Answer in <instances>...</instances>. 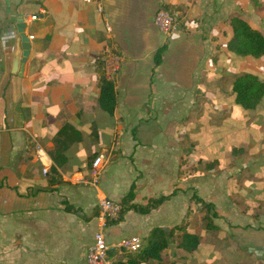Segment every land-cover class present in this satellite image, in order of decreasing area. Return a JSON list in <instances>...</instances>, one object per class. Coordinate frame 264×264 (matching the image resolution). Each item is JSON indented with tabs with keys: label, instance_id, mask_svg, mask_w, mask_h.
I'll list each match as a JSON object with an SVG mask.
<instances>
[{
	"label": "crops",
	"instance_id": "0c3cea01",
	"mask_svg": "<svg viewBox=\"0 0 264 264\" xmlns=\"http://www.w3.org/2000/svg\"><path fill=\"white\" fill-rule=\"evenodd\" d=\"M167 6L177 28L163 35L153 17ZM233 16L264 34V0H0V264H87L96 230L115 244L153 227L170 232L163 262L264 264V96L239 110L232 91L240 73L264 79V55L228 51ZM112 55L118 67L110 72ZM99 63L115 85L112 115L99 106ZM200 118L223 159H202ZM65 124L79 134H57ZM37 145L56 172L42 173ZM56 147L60 165L49 155ZM200 162L215 163L201 171ZM233 162L245 169L218 168ZM254 162L263 165L250 169ZM131 187V203L165 198L102 226L99 200L121 203ZM177 225L200 236L195 250L177 246ZM122 251L108 255L125 261Z\"/></svg>",
	"mask_w": 264,
	"mask_h": 264
},
{
	"label": "trees",
	"instance_id": "16d2710c",
	"mask_svg": "<svg viewBox=\"0 0 264 264\" xmlns=\"http://www.w3.org/2000/svg\"><path fill=\"white\" fill-rule=\"evenodd\" d=\"M170 12L169 6L166 7ZM230 25L232 28V35L226 42V48L228 51L242 56L259 57L264 55V34L258 29L253 28L245 19L239 16H233L230 19ZM164 46L158 48L155 53V63H159ZM103 62V60H102ZM101 63L97 67V85L99 87V106L108 114L112 115L115 107L116 89L114 82L106 78L104 71L101 70ZM232 91L235 94V102L241 107L253 110L257 107L259 101L264 96V79L259 78L256 74L243 72L236 75L232 82ZM73 130L76 134H79L77 130L72 128L70 124H65L57 134L67 132L68 137H72L71 133L64 130ZM242 151L241 149H233V152ZM60 149L55 148V152H49V155L53 158L57 165L62 162L60 159ZM62 155V154H61ZM215 162H211L207 167L213 166ZM50 171V172H49ZM49 173L56 172L55 166H50ZM48 172L46 174H48ZM51 183V179L49 180ZM133 188L127 193L124 200L121 202V210L117 219L109 220L110 222H118L122 219L123 212L128 209H135L141 213H146L151 208L156 207L165 196H161L156 199H151L146 205H140L131 203L133 199ZM209 205V204H205ZM210 206V205H209ZM212 212V215H215ZM207 218V216H205ZM207 228H215L211 222H206ZM176 229L182 230V236L177 246L185 251L191 252L195 250L199 244L200 236L197 233L189 232L185 225H177ZM170 232H166L161 227H153L149 234L142 239L141 246L135 250L122 249V253L125 257V261H113L114 264H138L140 261L154 260L156 264H174L172 262H163L161 253L168 246ZM121 249V248H120Z\"/></svg>",
	"mask_w": 264,
	"mask_h": 264
},
{
	"label": "built area",
	"instance_id": "2783aa9c",
	"mask_svg": "<svg viewBox=\"0 0 264 264\" xmlns=\"http://www.w3.org/2000/svg\"><path fill=\"white\" fill-rule=\"evenodd\" d=\"M35 18V16H34ZM154 25L163 34L168 35L170 32L177 28V18L175 13L169 12L167 9L160 7L154 14L153 17ZM107 30H111L110 26H107ZM114 60L107 61V69L111 72L112 69H117L118 55L111 56ZM37 154L43 167L42 173L46 174L49 170L51 162H49V157L43 148L37 145ZM102 163V156H96L92 161V183L96 184L98 182V175L100 166ZM98 207L100 208V214L103 218V225L108 220H115L118 218L121 210V203L119 201L113 200L111 198H102L98 202ZM142 243V238L138 235H130L115 244H108L104 235L103 228L98 229L94 232L92 241L87 247L85 260L87 264H114L113 260L109 257L108 251L113 248H121L125 250L135 251ZM138 264H147L146 261H140Z\"/></svg>",
	"mask_w": 264,
	"mask_h": 264
},
{
	"label": "rangeland",
	"instance_id": "374dc122",
	"mask_svg": "<svg viewBox=\"0 0 264 264\" xmlns=\"http://www.w3.org/2000/svg\"><path fill=\"white\" fill-rule=\"evenodd\" d=\"M240 108H242V107H239V110H241ZM229 120H232V122H233L236 119H233V117H232ZM209 122L210 121H208L206 118H202L200 121V124L203 125V129L200 130L199 140H201V145L199 146V150H200V153H204L203 151H205L207 153V154L201 155L203 157L202 158L203 160L204 159H206V160L213 159L215 157H217V159L221 160L224 157H221L220 154L222 155V152L225 151L224 150L225 148H224V146H218L219 144H221V142H216L212 139V135H214L215 133H214V129L210 126ZM251 132L254 134L255 133L254 129H252ZM223 141H222V143H223ZM241 153H243V152L237 151V152H235V155L241 154ZM261 163L262 162H254V163H248V165H249L250 169H255V168H259L261 165H263ZM218 168H219V170H222V171L231 170V172L237 170V168H239L240 170L245 169L244 166L240 167L238 164H235V162H233V164H224L223 166L220 165ZM210 169H212V168L207 167L206 162H200V170L201 171H207ZM216 169H217V167H216ZM204 221H205V219H204ZM185 222L186 221L183 220V223H185ZM114 258L116 259V257H114ZM113 261H118V260H113Z\"/></svg>",
	"mask_w": 264,
	"mask_h": 264
},
{
	"label": "water",
	"instance_id": "95a60500",
	"mask_svg": "<svg viewBox=\"0 0 264 264\" xmlns=\"http://www.w3.org/2000/svg\"><path fill=\"white\" fill-rule=\"evenodd\" d=\"M16 28H17V32L20 36L21 46L23 49L21 62H25L26 57H27L28 52H29V39H28L27 35L24 33L25 23L23 22L22 14H19V16L17 18ZM164 229L167 230V228H164Z\"/></svg>",
	"mask_w": 264,
	"mask_h": 264
}]
</instances>
